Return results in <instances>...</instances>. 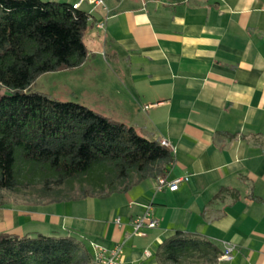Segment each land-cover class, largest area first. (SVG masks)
Segmentation results:
<instances>
[{"label": "crops", "instance_id": "0c3cea01", "mask_svg": "<svg viewBox=\"0 0 264 264\" xmlns=\"http://www.w3.org/2000/svg\"><path fill=\"white\" fill-rule=\"evenodd\" d=\"M103 1L106 9L80 5L106 18L103 28L90 23L80 67L110 89L94 107L80 103L167 140V179H188L176 190L146 180L107 198L0 208V231L78 232L92 252L120 244L122 264H209L158 259L181 231L220 253L234 247L213 264H264V0ZM148 207L158 224L134 235L131 221Z\"/></svg>", "mask_w": 264, "mask_h": 264}, {"label": "trees", "instance_id": "16d2710c", "mask_svg": "<svg viewBox=\"0 0 264 264\" xmlns=\"http://www.w3.org/2000/svg\"><path fill=\"white\" fill-rule=\"evenodd\" d=\"M88 13L71 3L0 0V208L107 198L166 176L174 156L159 140L75 101L31 89L41 74L80 66L88 56ZM219 249L177 231L157 257L217 262ZM78 232L0 231V264H91Z\"/></svg>", "mask_w": 264, "mask_h": 264}, {"label": "rangeland", "instance_id": "374dc122", "mask_svg": "<svg viewBox=\"0 0 264 264\" xmlns=\"http://www.w3.org/2000/svg\"><path fill=\"white\" fill-rule=\"evenodd\" d=\"M93 7L83 3L81 8L89 11ZM80 66L43 73L36 78L31 89L47 93L57 100L82 102L94 107L100 104L101 94H108L105 88L109 87L102 85L101 79L91 74L94 71Z\"/></svg>", "mask_w": 264, "mask_h": 264}, {"label": "built area", "instance_id": "2783aa9c", "mask_svg": "<svg viewBox=\"0 0 264 264\" xmlns=\"http://www.w3.org/2000/svg\"><path fill=\"white\" fill-rule=\"evenodd\" d=\"M89 2L94 5L102 6L106 9L103 0H74L71 3V7L74 10H79L81 3ZM106 19V18H105ZM105 19L93 20L91 15H88V22L93 24L96 28H103L105 24ZM149 105H145L143 108H148ZM161 144L171 148L169 142L165 139H162ZM187 176H177L172 179H167L166 176L158 177L155 179V188L157 190H162L164 188L169 190H176L180 183L186 181ZM118 221V219H117ZM132 223V233L134 235L142 236L145 234L144 229L154 228L158 224L157 218L153 215L151 207H148L144 213L137 215L131 221ZM93 246L92 260L91 264H122V248L120 244H115L111 248H105L98 245L91 244ZM232 245H226L224 251L220 253L217 257V263H220L223 260H230L232 258Z\"/></svg>", "mask_w": 264, "mask_h": 264}]
</instances>
